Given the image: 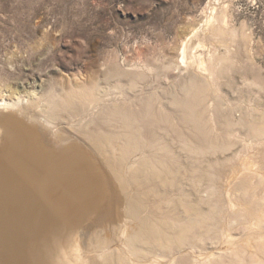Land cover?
<instances>
[{
  "label": "rangeland",
  "instance_id": "rangeland-1",
  "mask_svg": "<svg viewBox=\"0 0 264 264\" xmlns=\"http://www.w3.org/2000/svg\"><path fill=\"white\" fill-rule=\"evenodd\" d=\"M195 30L202 67L181 58ZM17 94L38 144L112 165L119 200L77 232L90 264H264V0H0V99ZM49 98L72 105L54 126Z\"/></svg>",
  "mask_w": 264,
  "mask_h": 264
},
{
  "label": "bare ground",
  "instance_id": "bare-ground-1",
  "mask_svg": "<svg viewBox=\"0 0 264 264\" xmlns=\"http://www.w3.org/2000/svg\"><path fill=\"white\" fill-rule=\"evenodd\" d=\"M212 12L213 14L210 17L208 16L209 18L206 20V31L208 29L210 34L212 33V36L215 35L216 37L221 32V28L218 27L217 22H223L225 15L215 9ZM221 22L219 23L222 24ZM199 31L191 34L183 43L181 58L182 62L186 65L193 63L200 65L199 67L204 66L205 62L196 54L198 49L204 46L202 31L200 33ZM222 41L223 39L220 43ZM226 43L224 42L223 44ZM85 94H87L85 95L86 98L94 97V93L92 92H86ZM17 96L12 98L3 97L0 99V264H90L89 260L85 259V252L80 245L77 232L79 229L84 230V227L88 228L89 224L91 225L93 221L100 220L99 217L103 213L105 205H110L111 201H109L110 199L108 200V197H111L113 206H115L116 199L119 197L117 198L118 192H116L115 185L113 186L114 174L111 169L112 165L109 163V159L99 154V149L95 148V151L101 155L102 161L105 164L101 168L95 158L93 159L89 154L86 155L85 151L77 146V142L72 149L66 148L63 150H59L55 145L52 148H48L38 144L35 133L38 129L36 130L34 125H32L34 122L32 121V124H28L18 114L20 112L22 114L23 112L31 114L34 111L33 108L39 107L40 104L37 103L38 100L35 96H19L18 94ZM49 99L48 108L46 110L43 108V114L47 116L46 121L52 124L54 121L51 118H59V115L61 116L59 113L62 109H67L72 105L64 104L65 101H62V103L53 101L51 98ZM94 101H87L89 104L87 107L91 106ZM87 107L85 111L90 112V109ZM97 119L99 118H97L96 114L90 116V120L88 119L84 126L88 128ZM106 120L111 121V117L108 116ZM261 132L264 133L262 130ZM262 133L259 134L262 135ZM73 140L75 141V139ZM190 142L185 141L184 147L190 152L196 153L199 157L205 155L207 152L216 150L218 147L221 149V146L212 142L210 144L208 143L204 148ZM179 143L180 145L182 144L181 141ZM162 161L166 162L167 160ZM119 178L123 179V177ZM118 191L120 190L118 189ZM204 216L207 217V215ZM177 241L179 240L177 239Z\"/></svg>",
  "mask_w": 264,
  "mask_h": 264
}]
</instances>
